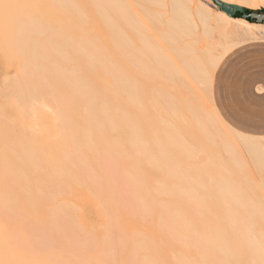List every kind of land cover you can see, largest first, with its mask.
Returning <instances> with one entry per match:
<instances>
[{"label": "bare ground", "instance_id": "6f19581e", "mask_svg": "<svg viewBox=\"0 0 264 264\" xmlns=\"http://www.w3.org/2000/svg\"><path fill=\"white\" fill-rule=\"evenodd\" d=\"M215 1L0 0V264H264V138L211 100L264 0Z\"/></svg>", "mask_w": 264, "mask_h": 264}, {"label": "rangeland", "instance_id": "374dc122", "mask_svg": "<svg viewBox=\"0 0 264 264\" xmlns=\"http://www.w3.org/2000/svg\"><path fill=\"white\" fill-rule=\"evenodd\" d=\"M205 2H208L207 5L210 7L217 6L215 0H205ZM257 4L258 6L253 10L264 11V6L261 5V2H257ZM241 8L251 10L248 5H242ZM257 37L258 40L244 43L242 46L230 52L221 61L217 68L212 84L211 100L214 102L218 114L220 115L222 120L226 123V125L232 128H234L232 126V123L224 118L223 114L220 112L217 106L216 101L218 99L223 104L228 103L233 110L238 111L240 101L246 97L250 86L256 81L258 83L264 81V33H261V35H257ZM4 61L5 57L0 54V88H2L3 85H6L7 83V81L6 83H4L3 77L5 75L9 76L13 72L12 69L7 70L4 68ZM183 91L182 93H184L185 95V91ZM256 92L263 93L264 96V86L262 84L258 85L256 87ZM202 99L203 101L201 100V103H205H203V106H206V104L207 106L210 105V101L207 100L204 96H202ZM5 115L9 120H13L15 119L17 114L14 110H7L5 112ZM236 130L241 132V130L239 129ZM238 147L240 151H242L239 145ZM249 170L252 179L257 181V175L255 174L254 170L252 168H249ZM87 218L90 222L96 221V218L93 215L89 214L87 215Z\"/></svg>", "mask_w": 264, "mask_h": 264}, {"label": "crops", "instance_id": "0c3cea01", "mask_svg": "<svg viewBox=\"0 0 264 264\" xmlns=\"http://www.w3.org/2000/svg\"><path fill=\"white\" fill-rule=\"evenodd\" d=\"M216 71L213 76L212 84L215 78ZM260 84L264 86V81L260 83L256 81L250 86L249 91L246 94V97L240 101L238 111L233 110L230 104L228 103L223 104L218 99L216 103L220 112L223 114L224 118L227 121L231 122L234 128L241 130V132L229 126L230 128L246 136L264 138V96L263 93L256 92V87ZM211 93H212V86H211ZM214 107L217 111L215 104ZM262 180L264 186V164L262 170Z\"/></svg>", "mask_w": 264, "mask_h": 264}, {"label": "water", "instance_id": "95a60500", "mask_svg": "<svg viewBox=\"0 0 264 264\" xmlns=\"http://www.w3.org/2000/svg\"><path fill=\"white\" fill-rule=\"evenodd\" d=\"M226 14H228L231 17H239L245 20H248L252 23H257V24H264V11L259 10V11H251L245 8H240L236 6H226Z\"/></svg>", "mask_w": 264, "mask_h": 264}, {"label": "trees", "instance_id": "16d2710c", "mask_svg": "<svg viewBox=\"0 0 264 264\" xmlns=\"http://www.w3.org/2000/svg\"><path fill=\"white\" fill-rule=\"evenodd\" d=\"M248 10H246V12H247Z\"/></svg>", "mask_w": 264, "mask_h": 264}]
</instances>
